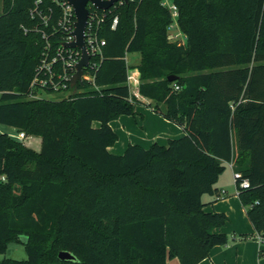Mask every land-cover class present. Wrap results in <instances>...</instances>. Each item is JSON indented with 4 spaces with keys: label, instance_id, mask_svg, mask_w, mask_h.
Masks as SVG:
<instances>
[{
    "label": "trees",
    "instance_id": "16d2710c",
    "mask_svg": "<svg viewBox=\"0 0 264 264\" xmlns=\"http://www.w3.org/2000/svg\"><path fill=\"white\" fill-rule=\"evenodd\" d=\"M63 1L2 0L0 125L39 137L40 150L0 132V253L28 238L26 260L0 264H199L230 239L227 216L202 200L225 163L248 180L238 198L264 237V0H170L184 46L169 39L163 0L117 2L98 11L105 44L91 80L59 100L30 98L42 93L31 83L46 47L67 35ZM128 54L139 55V96L183 135L114 155L110 122L141 103Z\"/></svg>",
    "mask_w": 264,
    "mask_h": 264
},
{
    "label": "crops",
    "instance_id": "0c3cea01",
    "mask_svg": "<svg viewBox=\"0 0 264 264\" xmlns=\"http://www.w3.org/2000/svg\"><path fill=\"white\" fill-rule=\"evenodd\" d=\"M127 56L128 55H126V62L130 66V71L132 72L134 76L139 75L137 69L135 68L139 60L137 62L133 61L132 63H130ZM134 92L137 93V98L141 102V106H138V105L135 106V111L137 113V116L142 117V119L139 118L140 122L137 123L138 120L136 121L134 118L132 122L130 123L129 119L124 118V116H121L118 119L110 122V126L113 131L115 130L114 129L115 124H121L120 126H122L123 128L126 127L129 130L132 129V132H133V136L131 137L132 144L140 145L142 144L141 138L143 134H141L136 129L135 126L139 125V127H141L142 129V132L146 134L150 130L149 128H152V126L156 125V123L158 122L156 118H153L152 114H154V112L148 107L149 101L139 96L137 92V88L134 89ZM143 116H144V119H143ZM147 117L151 118V121H150V124L147 123L145 127L143 124V121ZM134 123H135V126H134ZM93 125L98 126L96 122H94ZM178 134H179V137H181L183 135V131L181 129L178 130ZM34 139H36L38 144L40 143V140H39L40 138L39 139L34 138ZM137 142H141V143L138 144ZM152 143L154 142H151L149 146ZM140 146L143 148L149 147V146L146 147V145H143V146L140 145ZM125 149H126V146L122 148H114L112 146L107 148L108 152L114 155H121ZM225 166H228L227 163H225ZM230 170L232 173L231 168ZM215 188L217 192L214 195H211V196L204 195L202 197L203 202L207 204L204 207V210L207 212H220L227 216L228 218L227 224H229V227L227 229L226 228L227 226H225L224 228L221 229V232L225 234H229L230 238H232L234 242L232 245L227 244L225 246L214 247L210 251L208 257L204 259L203 261H201L199 264H264V249L261 245L262 242L261 243L258 242L257 240L258 235L253 230L251 224L249 223L246 217V209L240 203L234 181L231 180V182H223L220 176L218 178L217 183L215 184ZM241 229H246V231H242ZM237 234L240 237L246 234L249 235L248 239L250 240V242L248 244L251 245V248L249 251L247 250L245 252V250H243L241 247L243 244H245V242L241 243L240 239L236 241V239L238 238L236 237ZM231 250H234V259L227 260L228 257H231V254H232Z\"/></svg>",
    "mask_w": 264,
    "mask_h": 264
},
{
    "label": "built area",
    "instance_id": "2783aa9c",
    "mask_svg": "<svg viewBox=\"0 0 264 264\" xmlns=\"http://www.w3.org/2000/svg\"><path fill=\"white\" fill-rule=\"evenodd\" d=\"M122 3L123 1H118ZM117 3V2H116ZM115 4H113L114 6ZM62 16L58 21V26L62 32H65L67 35L65 39L62 41L61 45L55 49L54 53L50 55L47 52L48 47H46V51L43 53V57L40 60L39 66L36 69L35 76L32 80L31 87L44 91L45 89L52 90L54 92H67V86L70 85V79L75 73V65L80 59V50L77 48L66 47L65 44L72 41L71 33L74 29V12L72 7L67 3V1H63L60 3ZM112 6V7H113ZM162 6L166 7L171 15L172 22L169 25V31L174 27H177L176 19L178 16L176 6L170 0H163ZM110 7V8H112ZM88 8V18L84 30V42L86 45L87 52L91 58L100 52V48L104 46L105 42L102 39H99L97 36L98 26L104 21L105 11L109 10H99L94 8L91 4L87 5ZM101 11L103 13H98ZM117 16L112 19L111 28L114 29L117 24ZM173 36V35H172ZM169 34V39L172 38ZM88 66H90V59ZM87 66V67H88ZM94 66V65H93ZM86 67V68H87ZM83 69V74L81 76V81H90L91 76ZM92 68V67H91ZM139 74V73H138ZM78 83H76L77 85ZM127 84L130 88L131 93L137 98V93L134 92V89L138 87L139 84V75L134 76L130 69L127 71ZM175 89L177 87L175 86ZM68 94V92H67ZM30 98H36V95L30 94ZM39 98V97H38ZM24 137L23 133H17L14 138L22 139ZM228 167L232 169V179L236 185L237 194H239V189H247L249 187V182L247 179L242 178L241 174L233 171L232 163H227ZM3 180V178H1ZM258 242H263V236H257Z\"/></svg>",
    "mask_w": 264,
    "mask_h": 264
},
{
    "label": "rangeland",
    "instance_id": "374dc122",
    "mask_svg": "<svg viewBox=\"0 0 264 264\" xmlns=\"http://www.w3.org/2000/svg\"><path fill=\"white\" fill-rule=\"evenodd\" d=\"M1 12H2V0H0V14H1ZM169 34H170V36L173 35L172 38H170V40L172 42H176V43H178L179 45H182V46L185 45V37L179 31V29L174 27L173 29H171L169 31ZM127 57L129 59L130 63H132L133 61L137 62L139 60L138 54H128ZM67 95L68 94H67L66 91L54 92L52 94L38 92V94L36 95V98L39 97V98H43V99H47V100H59V99H62L64 97H66ZM136 105L141 106V103L136 104ZM152 115H153V118H156L158 123H156V125H153L152 128H149L150 130L146 134H144V132H142V129H141V127H139V125L135 126V123H134V126L136 127V129L141 134H143L142 138H141L142 139L141 140L142 144H140V145H142V146L146 145V147H148L151 142H157V143H160V144H166L167 138L168 139H173V138L179 137L178 130H180V129L177 126L173 125L172 123H170L169 121L163 119L162 117H160L159 115H157L155 113L152 114ZM124 118L129 119L130 123L132 122V120L134 118H135L136 121L138 120L137 123H139L140 119H142V117L137 116V113H136L135 116H124ZM143 119H144V116H143ZM150 121H151V118H149V117L145 118V120L143 121L144 126L146 127L147 123L150 124ZM143 124H141V125H143ZM120 125L121 124H115L114 125V129H115L114 132L117 135V140L112 146L114 148H122L124 146L127 147L128 145L132 144V140H131L132 139L131 137L133 136L132 129L129 130L126 127L123 128ZM0 132L7 133L12 138H14L16 136V134L18 133L13 128H10V127H7V126H2V125H0ZM157 133H159V134H157ZM34 138H38L39 139V137H36V136H26V135H24V137L21 140L20 139H16V138H14V139L19 141V142H22L25 146H27V147L31 148L32 150L38 152L40 150V143L38 144L36 139H34ZM137 143L139 144L141 142H137ZM220 176H221V179H222L223 182H231V180H233L232 179L231 170H230V168L228 166H226L224 172ZM226 226H227L226 228L228 229L229 224H227ZM241 230L242 231H246V229H241ZM227 235L229 236V234H227ZM236 237H238L236 239V241H238L240 239L241 243L245 242V244H243L241 246L242 249L245 250V252L247 250L249 251L250 248H251V245L248 244L250 242V240L248 239L249 235L246 234V235H242L240 237L237 234ZM233 242H234V240H232V238H230L228 244L232 245ZM261 245H262V247L264 249V240H263ZM231 253H232L231 257H228L227 260L228 259L229 260L234 259V250H231ZM4 258L17 260V261L26 260L27 259V254H26L25 249H24V244L22 242L10 244L4 254L0 253V262Z\"/></svg>",
    "mask_w": 264,
    "mask_h": 264
},
{
    "label": "water",
    "instance_id": "95a60500",
    "mask_svg": "<svg viewBox=\"0 0 264 264\" xmlns=\"http://www.w3.org/2000/svg\"><path fill=\"white\" fill-rule=\"evenodd\" d=\"M67 3L72 7L75 17L74 29L71 33L72 41L66 43V47L77 48L80 50V59L75 65V73L70 79V84L75 90L76 83L82 85L81 76L83 74V69L88 66L90 56L87 52L86 45L84 42V30L88 18V8L87 5L91 4L94 8L99 10H107L113 6L118 1L126 2L127 0H66ZM167 80L172 82L175 80V76H168ZM20 240L23 244H26L28 238L26 236H21ZM58 259L62 261L73 260L74 257L65 251H61L58 254Z\"/></svg>",
    "mask_w": 264,
    "mask_h": 264
}]
</instances>
